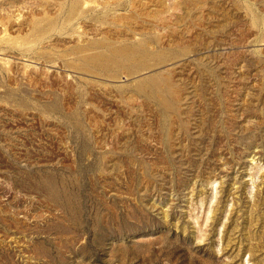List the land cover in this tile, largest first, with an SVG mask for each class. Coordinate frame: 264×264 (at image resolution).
Masks as SVG:
<instances>
[{
  "label": "rangeland",
  "instance_id": "obj_1",
  "mask_svg": "<svg viewBox=\"0 0 264 264\" xmlns=\"http://www.w3.org/2000/svg\"><path fill=\"white\" fill-rule=\"evenodd\" d=\"M0 264H264V0H0Z\"/></svg>",
  "mask_w": 264,
  "mask_h": 264
},
{
  "label": "bare ground",
  "instance_id": "obj_2",
  "mask_svg": "<svg viewBox=\"0 0 264 264\" xmlns=\"http://www.w3.org/2000/svg\"><path fill=\"white\" fill-rule=\"evenodd\" d=\"M78 4L79 0H72V9ZM147 48L144 46L143 42L142 44H120L119 46L107 49H99L97 43H91L87 48L78 49L80 55L78 67L84 72L91 73L104 70L108 71L114 66L123 64L128 60L132 63H135L137 59L146 62V60L151 57ZM138 75L140 74L138 73ZM135 80L137 91L142 93L149 90L148 95L164 113H169L174 108L175 103L168 99V94H165L164 89L158 91H155L154 88L149 89L148 86L151 80H149L148 76H138ZM171 91V94H173L174 90Z\"/></svg>",
  "mask_w": 264,
  "mask_h": 264
}]
</instances>
